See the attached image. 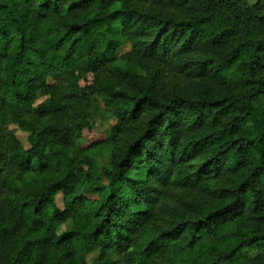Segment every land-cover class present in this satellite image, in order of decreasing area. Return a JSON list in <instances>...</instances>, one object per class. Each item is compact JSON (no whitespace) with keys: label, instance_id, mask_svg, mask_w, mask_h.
<instances>
[{"label":"trees","instance_id":"trees-1","mask_svg":"<svg viewBox=\"0 0 264 264\" xmlns=\"http://www.w3.org/2000/svg\"><path fill=\"white\" fill-rule=\"evenodd\" d=\"M91 96L106 167L74 150ZM261 244L264 0H0V264H264Z\"/></svg>","mask_w":264,"mask_h":264},{"label":"rangeland","instance_id":"rangeland-1","mask_svg":"<svg viewBox=\"0 0 264 264\" xmlns=\"http://www.w3.org/2000/svg\"><path fill=\"white\" fill-rule=\"evenodd\" d=\"M244 1L248 6H251L255 4L257 0ZM73 15L75 19H80L84 16V14L80 12H74ZM128 51L129 46H124L115 52V56H120ZM93 81L94 78L92 74H87L85 76L83 75L78 80V86L79 88L86 91L88 87L93 85ZM88 99L89 102L87 104V112L85 113V122L87 124V127L82 130L80 137L75 141L74 150H76L77 152H81L90 148L92 154L89 155H92L96 164L100 167H106L109 163V151L99 148L98 145L105 139H107V137L110 135L112 129L115 126V120L112 112L104 106L102 97L91 96ZM44 101L45 99L39 100L37 102V105L42 104ZM71 124L72 118L63 115L55 119L54 121H48V125L51 126H70ZM11 129L15 132V135L23 148L28 149L29 132L22 131L16 126H12ZM56 204L60 210L64 209L62 196L59 194L56 198ZM72 226L73 220L71 218H68L67 220H65V222L56 227L54 234L56 236H61L62 234L69 232L72 229ZM242 253L247 257H253L257 254H262L264 253V245L261 244L253 249L243 250ZM95 258V254H88L85 257V262L87 264H93Z\"/></svg>","mask_w":264,"mask_h":264}]
</instances>
